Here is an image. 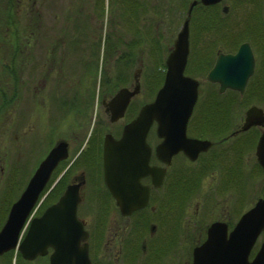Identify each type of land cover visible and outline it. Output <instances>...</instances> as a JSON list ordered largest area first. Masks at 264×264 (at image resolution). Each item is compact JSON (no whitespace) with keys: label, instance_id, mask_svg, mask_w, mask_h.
<instances>
[{"label":"flooded vegetation","instance_id":"obj_1","mask_svg":"<svg viewBox=\"0 0 264 264\" xmlns=\"http://www.w3.org/2000/svg\"><path fill=\"white\" fill-rule=\"evenodd\" d=\"M34 2L31 0L32 5ZM173 40L166 55L172 49ZM189 44L188 30V48ZM217 54L214 53L209 68ZM166 55L163 56V64ZM255 66L254 56V69ZM208 69L204 70L203 80L217 91L216 83L205 80ZM164 70L163 65L160 85ZM136 73L118 68L109 82L95 85L80 83L70 90L71 94L62 98H40L43 104L48 101L49 125L47 122L43 140L37 142L31 137L30 155L35 148L40 147L44 151L38 162L33 160V168L23 186L13 180L7 186V191L13 190V194L1 192L0 230L7 220L10 206L18 199L48 151L59 147L63 157L51 169L38 205L28 211L12 245L0 252V264H50L51 246L30 258H25L20 248L32 220L53 204L68 185L76 186L75 217L85 232V239L78 245L86 244L89 264H197L200 252L196 250L206 240L208 227L212 223H220L219 227L225 229L224 237L227 239L239 217L257 199L264 197L258 194L253 203L244 206V194L247 191L255 194L260 175L264 179L255 156L256 141L264 127L251 126L241 131L242 117L241 123L231 130H211L210 127L205 128L200 120L198 123V118L192 114L186 122L185 135L208 140L210 146L206 150L196 153L193 159L178 151L167 162L163 161L155 154L154 148L162 138L157 135L156 123L152 122L144 143L149 148L147 166L156 171L153 175H138L130 183H118L119 171L113 169V185L111 190L108 189L103 180L104 139L109 136L117 141L125 124L148 102L147 96L139 99V82L137 92L128 95L135 80L139 79ZM196 80L197 103L200 90L199 80ZM14 88L13 96L16 97V86ZM122 89L127 92L117 97ZM17 114L19 117V110ZM221 127L225 128V124ZM246 155L251 156L249 167H245ZM45 202L47 204L39 210ZM259 235L249 250L248 261L262 242L257 244ZM3 242L10 243V236L4 237Z\"/></svg>","mask_w":264,"mask_h":264},{"label":"rangeland","instance_id":"obj_2","mask_svg":"<svg viewBox=\"0 0 264 264\" xmlns=\"http://www.w3.org/2000/svg\"><path fill=\"white\" fill-rule=\"evenodd\" d=\"M34 1L32 5L31 0H0V194L7 192V186L13 180L23 186L32 170L33 160L38 162L44 151L37 145L39 148L32 150L34 153L30 155L31 137L37 142L43 140L50 114L48 101L43 104L40 98H62L71 94L70 90L77 88L80 83L98 84L102 70L111 77L117 69L115 59L123 55L127 42L137 41L126 68L131 73L137 72L141 85L139 99L141 96H147V100L153 97L156 90L152 94L155 86L151 81L157 80L151 77L155 74L152 69L154 61L149 57L146 40L149 35L157 39L155 45L151 44L153 50L156 48L151 55L163 58L191 0H146L148 8L145 14L141 13L142 19L134 25L120 17L117 7L107 6V0H103L102 11L98 0ZM216 5L218 9L222 5L227 6L226 13L219 12V15L226 25L224 31L228 32V37L207 32L195 24L188 25L190 44L186 66L189 74H199L194 76L199 80L200 96L196 104L199 105H195L192 111V115L196 113L198 123L204 118L203 106L210 94L217 96L222 105L226 106L229 101L227 90L216 92L215 95V87L203 80L204 66L211 63L215 52H227L236 42H242L243 35L239 34L241 19L247 16L258 24L264 21V0H220ZM196 9H193L192 15L198 13ZM107 34L112 46L106 51L103 39ZM248 43L252 51L256 50L255 40ZM253 54L256 58L253 74H259L264 63L258 57L259 50ZM206 60L209 63H203ZM248 81L243 93L238 94L239 98L233 96L234 100L230 102L231 128L241 123L244 110L251 103L264 112V93L260 100L250 97L246 101L242 97ZM14 86L16 97L13 96ZM17 110L20 111L19 117ZM210 118L208 115L209 121ZM31 133H34L33 136ZM250 158L249 155L245 156V167H249ZM257 189L255 194H251V191L244 194L245 207L259 195H264V179L261 175ZM10 194H13V190ZM263 240L264 233L259 235L257 244Z\"/></svg>","mask_w":264,"mask_h":264},{"label":"water","instance_id":"obj_3","mask_svg":"<svg viewBox=\"0 0 264 264\" xmlns=\"http://www.w3.org/2000/svg\"><path fill=\"white\" fill-rule=\"evenodd\" d=\"M220 0H191L186 9L179 30L173 40L172 49L165 60V71L161 86L151 101L143 104L137 114L122 129L120 138L113 141L105 137L103 144V180L108 189L113 185L112 170L117 169L118 183H130L138 175H153L155 168L147 166L149 148L144 143L147 130L152 122L156 123V132L162 138L154 150L157 157L167 162L174 153L183 151L191 159L195 154L210 146L208 140L186 137L185 126L197 98V81L183 75L188 52V19L193 7L217 4ZM222 13L227 6L222 5ZM264 19V5L262 8ZM254 58L247 42L238 45L233 53H218L205 80L218 85L217 92L231 90L242 94L247 79L252 75ZM138 90L135 80L132 92ZM125 89L119 91L120 97ZM251 126L264 127V113L261 108L251 105L244 111L239 130ZM255 156L264 177V132L260 134L255 145ZM63 157L59 147L51 148L39 162L28 179L18 199L12 203L7 220L0 230V252L11 246L18 229L21 227L28 211L43 189L51 169ZM116 167V168H115ZM136 173V175H134ZM77 203L76 186L68 185L58 199L46 207L38 218L30 223L29 229L20 248L25 258L35 253H43L47 246L53 248L50 264H89L86 244L78 245L85 239L81 223L75 217ZM220 223H212L207 229L206 240L197 248L200 254L197 264H264V241L253 258L247 255L257 236L264 232V198L255 201L244 212L225 239V229ZM10 236L11 242L4 244L3 238ZM3 244V245H1ZM2 247V248H1ZM212 260L213 262L208 263Z\"/></svg>","mask_w":264,"mask_h":264},{"label":"trees","instance_id":"obj_4","mask_svg":"<svg viewBox=\"0 0 264 264\" xmlns=\"http://www.w3.org/2000/svg\"><path fill=\"white\" fill-rule=\"evenodd\" d=\"M98 4L100 5L99 9L102 11L103 9V0H98ZM114 6L115 8L117 7V10H119L120 17H122L126 22H128L130 25L136 24L142 17L140 16L141 13H144L146 9L148 8L147 6V1L146 0H107V6ZM196 10L198 13L196 15H192L189 20V24H195L198 28L205 30L207 32H213L218 36H226L228 37L229 34L227 31H224L225 24L222 21V18L220 17V10L217 8V5H211V6H201L197 5ZM145 14V13H144ZM143 14V15H144ZM195 14V13H194ZM247 17V16H246ZM244 17L243 19L240 20V24L242 25V28L239 31L240 35H243L241 38V41H250V40H255L257 42L256 50L253 52L256 53L257 50H259V56L262 62L264 63V21L262 23H257L255 21H250V18ZM136 22V23H135ZM148 35V33H146ZM156 40L154 37L150 36L146 40L147 44H149V57H151L154 61L152 64V69H154L155 76H153V79L157 80L156 82L151 81L152 85L155 86L154 89L152 90V94L154 93L155 90H157L158 86L161 83V78H162V67H163V58H155L154 55H151L155 50H153L152 45L156 44ZM104 47L107 51V49L112 46V41L110 39V36L107 34V36L104 37L103 39ZM236 42V41H235ZM133 43V44H132ZM132 43H125L126 50L124 51L123 55L120 56L118 55L117 58L115 59V66L118 69H127L126 66H128L129 58L131 56L132 50H133V45L137 44V41H132ZM241 42H236L235 45L232 47L228 48L227 51H234L238 44ZM97 46V45H96ZM155 47V46H154ZM152 49V52H151ZM96 51V49H95ZM93 54L94 52L91 51ZM95 55V53H94ZM160 58V59H159ZM124 60V62H121ZM208 60H206L205 64H207ZM212 62V61H211ZM156 63V64H155ZM209 63V62H208ZM211 64V63H210ZM209 65H205L204 68L207 70L209 68ZM124 66V67H123ZM186 68V74L188 75L189 72H187ZM263 69V71H262ZM116 70V69H115ZM259 74H253L248 81V85L245 89V93L243 94V98L246 101H249L248 99L251 97L252 99L260 100L261 97L263 98V93H264V65L259 69ZM197 76L199 75L198 73L189 74V76ZM201 75V74H200ZM150 76V75H148ZM109 78V76H106V73L103 72L102 70V78L100 82L103 81H108L106 78ZM228 93V103L227 105H222L221 100L216 98L214 95L209 96V98L206 100L205 105L203 106V115L204 118L202 119V123L204 127H210L211 130H231V119H230V108L229 105H231V100L233 99V96L235 98L238 97V94L233 91L227 90ZM213 94V93H212ZM216 95V91H215ZM239 98V97H238ZM245 102V101H244ZM256 101H253V103ZM252 104V103H251ZM250 104V105H251ZM199 105V104H198ZM196 105V107L198 106ZM246 105V103H245ZM202 106V105H201ZM206 109V110H205ZM215 111V112H214ZM194 113L193 115H195ZM211 116L210 121L207 119V116ZM213 116H218V117H213ZM224 121V122H222ZM225 124V128H222L221 126ZM224 127V126H223ZM204 128V129H205ZM4 191V194L7 195L10 194V191ZM42 207L39 208L41 210L47 203H42Z\"/></svg>","mask_w":264,"mask_h":264}]
</instances>
